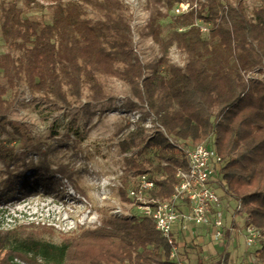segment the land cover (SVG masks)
Segmentation results:
<instances>
[{
	"label": "trees",
	"instance_id": "1",
	"mask_svg": "<svg viewBox=\"0 0 264 264\" xmlns=\"http://www.w3.org/2000/svg\"><path fill=\"white\" fill-rule=\"evenodd\" d=\"M183 1L188 0H147L145 34L160 53L152 65L136 52L128 8L121 0H24L32 9L49 8L47 23L22 17L14 0L2 1L0 35L8 50L0 53V135L17 130L8 114L22 84L45 103L67 108L81 100L86 84L88 112L91 102L109 99L99 78H117L135 99L123 103V113L139 112L135 121L125 118L116 125L114 133H124L119 150L125 153L143 141L144 150L158 161L150 169L137 154L125 157L128 171L154 180L146 196L169 197L176 169L185 165L184 152L168 137L213 139L222 158L225 192L240 200L248 223L264 230V78L255 76L264 74V0L250 15L244 0H196L188 12L174 13ZM86 7L100 18H89ZM166 18L172 29L163 35L161 20ZM200 23L209 26L208 32L201 31ZM173 44L186 54L183 67L168 61ZM147 119L153 130L149 135ZM0 158L12 159L1 143ZM123 181L120 198L130 202L127 191L134 183ZM38 227L0 229V252L14 242L0 264H170L168 243L144 215H102L99 224L80 225L58 244L43 240L42 234L50 231ZM253 251L264 263V242ZM229 253L223 262L213 254L205 263L198 258L191 264H230Z\"/></svg>",
	"mask_w": 264,
	"mask_h": 264
},
{
	"label": "rangeland",
	"instance_id": "2",
	"mask_svg": "<svg viewBox=\"0 0 264 264\" xmlns=\"http://www.w3.org/2000/svg\"><path fill=\"white\" fill-rule=\"evenodd\" d=\"M2 1L11 0H0V4ZM14 1L21 9L22 17L49 22V8L32 9L24 0ZM121 1L128 8L136 52L143 63L152 65L160 53L158 44L145 34L144 26L149 17L147 0ZM244 1L249 15L253 7L261 4V0ZM86 11L89 18H100L92 8L86 7ZM161 25L163 35L172 29L170 18L161 20ZM7 50L0 35V53ZM167 58L179 67L186 63V54L175 44L169 47ZM255 75L264 78V74ZM99 79L109 99L91 102L88 112L85 108L89 102L86 84L82 86L81 100L68 108L45 103L26 85L19 86L17 99L8 114L17 130L10 129L0 135L1 145L12 155L10 161L0 158V229L31 223L39 226L38 229L44 226L50 233H43L41 238L58 244L63 235L75 233L80 225L91 228L99 224V218L110 215L109 211L117 201L122 204L119 188L125 183L123 179H130L131 173L124 164L125 157L137 154L150 169L157 165V159L144 150L143 141L130 151L120 152L118 141L124 133L115 134L116 125L125 118L135 121L139 112L123 113V103L127 99L135 100L127 84L114 77ZM145 127L149 129L148 135L153 132L150 120L147 119ZM208 145L214 147L213 139ZM214 188L221 199L224 226L228 227L232 223L236 201L225 196L221 185L214 184ZM245 219V213H237L234 222L238 228H243ZM199 233L202 234V230ZM178 241L188 264L198 258L205 263L213 254L219 257L224 251L213 246L210 233L191 239L182 236ZM13 243L3 248L0 256L10 255ZM258 247L259 243L247 246L243 235L236 233L234 242L226 250L230 252V264H264L253 251Z\"/></svg>",
	"mask_w": 264,
	"mask_h": 264
},
{
	"label": "built area",
	"instance_id": "3",
	"mask_svg": "<svg viewBox=\"0 0 264 264\" xmlns=\"http://www.w3.org/2000/svg\"><path fill=\"white\" fill-rule=\"evenodd\" d=\"M194 7L196 1H183L174 6V13H186ZM199 26L203 33L208 32V25L200 23ZM168 139L185 155V165L176 169L177 182L170 196L163 199L147 197V191L154 188V180L146 173L131 172L129 177L134 185L127 192L132 200L122 204L117 201L109 214L115 217L135 214L152 218L156 229L169 245L170 264H188L179 246L178 239L182 236L191 239L210 233L213 246L224 249L219 256L221 262L238 232L243 235L247 246L264 242V230L248 223V215L243 211L240 200L225 192L220 176L222 158L213 147H209L208 141L181 142L171 137ZM214 184L221 185L225 196L236 201L232 223L228 227L223 223L221 199ZM237 213L246 214L243 228H238L234 222ZM201 230L202 234L199 233ZM122 264L132 263L124 261Z\"/></svg>",
	"mask_w": 264,
	"mask_h": 264
}]
</instances>
